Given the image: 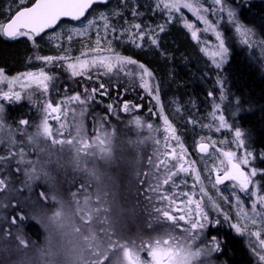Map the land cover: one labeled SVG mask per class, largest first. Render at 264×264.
<instances>
[{
	"label": "rangeland",
	"instance_id": "1",
	"mask_svg": "<svg viewBox=\"0 0 264 264\" xmlns=\"http://www.w3.org/2000/svg\"><path fill=\"white\" fill-rule=\"evenodd\" d=\"M121 1L123 7L125 0ZM140 1L145 2L147 6L144 5L140 9ZM126 2L128 3L123 7L124 10H119L123 12V16L118 21H112L118 26H123L126 19L129 24L140 23L142 28L147 26L146 31L159 35L166 31L159 32L160 22H175V19L166 22V13L161 15L159 11H154L156 0ZM251 2L264 7V0ZM229 3L233 4V0H229ZM151 4L154 6L149 8ZM131 9H136L140 15L134 18ZM124 11H128L129 15ZM148 14L155 20H150ZM181 14L196 28L203 27L187 9H183L177 16ZM209 19L214 17L210 16ZM178 23L192 39L191 32L184 27V21ZM225 24L226 21H221L220 30L225 34L226 46L229 48L228 61L233 47L243 49L249 60L264 73V60L261 59L259 45L255 48L243 45L234 28L228 26L226 29ZM245 25L248 26L246 23ZM78 26L79 23L59 27L56 32L61 28L63 32L52 42L47 38L39 45L32 42L33 53L29 58L31 68L27 71L10 76L0 70L6 78L0 83V104L4 106V111L0 113V178L6 181L0 185V264H45L48 215L65 207L68 210L67 218L75 225L77 233L87 241L88 250L80 264H150L147 258L150 256L153 260V253L159 250L171 254L168 264H185L186 253H190L186 264H227L224 259H219L220 254L209 257L204 251L205 242L211 241L212 238L221 242V252L223 251L224 241L216 235V232L222 230H230L234 235L241 237L254 259L247 236L236 234L228 223H224L223 216H220V224H211L204 235L198 237L194 233L199 231L200 221L207 222L204 216H200V221L192 218L188 203L183 205L186 197L176 199V204L185 209L182 213L175 211L176 205L171 199H165L180 191L190 194L195 192L193 199L207 204L206 211L210 213V219H215L216 213L211 211V205L208 204V198L211 197L213 202L220 205L223 213L230 214V222H235L238 209L231 195L233 182L228 181L225 186H217L215 189L210 182L214 181L213 175L217 172L212 169L220 166L223 151H236L239 157L249 150L242 131L241 139L245 147H236L235 130L239 129V123H236L235 118L240 112L236 110L235 103L227 98L222 102L220 99L211 102L216 119H213L212 113L205 126L197 114L196 117L193 114L189 116V123H200L207 134L205 140L196 141V155H192L185 142L177 135L175 125L167 115L161 98L160 105L153 107L155 101L140 89L138 76L133 78L125 73L117 76L115 71L105 75L103 70H91L85 75L73 77L65 67L56 66L57 63L64 62L55 61L52 66H47L35 59L38 55L42 56L39 46L55 54L47 56L63 55L65 50L70 49L69 55L73 57L75 48L71 43H74V40L83 41L77 56L82 52H89L94 46V30L87 37L73 36L71 40L67 39L68 30ZM250 28L255 32L254 39L258 42L264 40V23H261V28ZM198 36L199 40H192L199 47V54L209 64V69H215L211 57L201 51L202 48L210 49L214 46L217 43L215 37L210 32H200ZM204 41H207V44L203 43ZM147 42V38L142 42L143 48ZM127 44L114 41V52L122 55L119 49ZM41 67L54 76L47 94H43L35 85L25 89L16 83L13 85V91L21 92V100H3L2 93L8 91L7 80L22 77L27 72L38 71ZM128 70L133 73L140 71L136 65L127 66L125 71ZM100 83L105 84L109 90L107 96L92 93L93 88L99 89ZM149 83L154 87L158 86L154 74ZM218 86L221 87L220 84ZM86 93L94 96L87 107L68 99L77 94L83 99ZM118 97L120 99H117ZM210 97L213 99L212 95ZM61 101H65L60 112L61 118L58 121L50 120L46 134L42 128L45 119L42 106L46 102H52L53 106H56ZM124 102H131V111H121ZM108 103L118 105L116 112L107 113L105 106ZM216 104L221 105L219 110L215 108ZM226 113L228 115L225 119L230 127L216 132L218 116ZM165 117L171 125L168 132L164 131L168 127L163 123ZM21 120H28L29 124L21 125ZM137 120L140 121L139 124L136 123ZM171 129H175L179 144L176 139L166 140ZM201 143L209 146V151L205 154L198 151ZM180 145L184 148V159L174 161L173 149L180 153ZM251 161L245 166L246 171L255 166L260 173H264L257 167L254 155ZM179 163L188 167L189 172L180 173L174 178ZM197 174L200 181L195 179ZM255 179L261 181V188L264 189V175ZM175 180L177 183L186 181L187 187L182 185L173 189L171 185L169 188L164 186L169 181L174 185ZM60 185L61 188H58ZM200 186L205 187L206 194L199 192ZM161 192L164 195H161ZM240 195L244 209L250 212L247 206L251 200L243 193ZM19 211L25 213L39 228L29 230L33 235L36 232L41 234L38 244L32 243L21 233L23 219L12 222L11 218L18 215ZM191 212L195 214L196 209L192 208ZM165 213L170 215L166 217ZM181 216L187 217L183 223ZM252 239L254 241V238ZM32 253H37L38 256ZM254 263L256 264L255 259Z\"/></svg>",
	"mask_w": 264,
	"mask_h": 264
},
{
	"label": "snow or ice",
	"instance_id": "2",
	"mask_svg": "<svg viewBox=\"0 0 264 264\" xmlns=\"http://www.w3.org/2000/svg\"><path fill=\"white\" fill-rule=\"evenodd\" d=\"M110 0H35L30 7L26 6L28 0H12V4L15 5L13 9L10 5L8 12L5 13L7 20L0 19V36L8 39L27 38L29 41L35 42L37 38H44L42 34H46V30L57 28L58 24L63 18H67L68 21L79 22L78 27H71L68 30L67 39L71 40L73 36L76 37H87L90 33H95V41L93 47L89 52H82L80 56L72 57L69 55L70 49L64 51L63 55L58 56H36L35 59L42 61L47 66H52L53 62L61 61L62 64L57 63L58 67H65L67 71L71 73V76L76 77L85 75L91 70H103L105 75L115 74L119 76L120 73H125L129 77L139 78V87L143 92L151 97L155 101L156 105H160V96L158 86H153L149 83V79L153 77V73L149 71L144 64H138L134 59L124 57L114 52L113 42L119 41L122 43L131 44L133 47L143 48V41L148 39L150 46L158 47V37L150 31H146V27L142 28L140 23L129 24L125 19L123 26H118L117 23H113V20H119L123 16V12L114 9L99 10L95 11V14L86 17V13L90 9H93L94 5L104 4L107 5ZM126 2V0H125ZM233 4L235 6H233ZM233 4L229 3V0H156L154 11H159V14L165 15V20L172 21L175 19L176 22L184 21V27L190 32L193 40H199L198 33H211L217 43L209 48H202L201 51L211 57V63L218 70L217 84L222 85L223 81L220 79L219 70H221L228 62L229 48L226 46L225 34L220 30L221 21H226L225 28L228 26L234 28L235 34L240 38V42L249 47L255 48L259 45L261 59L264 60V40L257 41L254 39L255 32L252 28L245 25L240 20V15L246 14L252 11L257 5L253 4L251 0H233ZM22 9V10H21ZM183 9H187L193 14L196 22L203 24L202 28H196L193 23H189L185 17L181 14ZM131 14L135 18L140 15L136 9H131ZM214 19H209V17ZM159 32H163L167 28V23L158 26ZM63 29L55 32L54 34H46L49 42L57 39L61 36ZM203 43L207 44V41ZM58 48L59 45H56ZM129 65H136L140 70L133 73L131 70L125 71ZM6 78L3 73L0 72V83H3ZM54 80V76L50 75L41 67L38 71L27 72L22 77H13L7 80L8 91L2 93L3 100L8 101H20L21 92L13 91V85L19 83L21 88H28L31 85H35L37 89L42 90L43 94H47L49 91L50 82ZM23 81H27L24 83ZM103 90V91H100ZM108 89L105 84L100 83L99 89H92V93H99L101 96H107ZM211 95V93H209ZM142 98V97H141ZM226 96L222 92L220 99H225ZM70 101L85 105L89 104L90 100L94 99L93 95L85 94L84 98H81L80 94L68 98ZM117 99H120L118 97ZM65 101H61L56 106H53L52 102H46L42 108L45 113V119L42 122L43 131L47 134L49 131L50 120L58 121L62 105ZM107 113L111 114L116 112L118 105L108 103L106 106ZM133 105L131 102H124L121 111L127 113L131 111ZM220 104H216L215 108L219 110ZM4 111L3 104H0V113ZM160 114H163V108H160ZM49 117L51 119H49ZM213 119H216L215 113H213ZM218 125L215 128L216 132H220L222 129H228L230 125L225 119V115L221 114L218 116ZM21 125H28V120H21ZM140 123L139 120L136 121ZM165 125H168L164 129L168 132L171 125L168 123V119L165 117L163 120ZM195 124V121H193ZM206 127H211L206 125ZM242 132L239 129L235 130V138L237 141L236 147H245L244 141L241 139ZM176 139L179 144V138L175 134V129H171L170 135L166 136V140ZM221 143H228V141H220ZM180 153H176L173 149V160L178 159L183 161L184 159V148L180 145ZM209 150L208 144L201 143L199 145V151L207 153ZM254 153L251 150L246 151L243 155L237 156L236 151H223V159L219 161V165L212 169L218 174L214 177V181L211 182V186L215 189L218 185L224 184L225 181H231L232 184V197L236 201L238 212L236 213L235 222H230V214L222 212L220 205L213 202L212 198H208V204L211 205V211L216 213L215 219H210V213L206 211L207 204L203 203L199 199H193L195 192L191 194L187 191H180L174 193L172 197H166L165 199H171L176 207L175 211L182 213L185 211L184 207L176 204L177 197L187 199L183 201L188 203V211L192 215L193 219L200 221V216L203 215L206 223L200 221V229L196 236H203L205 231L210 227L211 224H220V216H223L224 223H228L229 227L235 230V233L244 237L247 236L248 242L251 246V253L253 254L256 264H264V189L261 188V181L255 179L260 173L259 170L253 166L250 171L245 170V166H248L252 161ZM177 167V165H176ZM178 172L174 173V178L180 173L187 174L189 168L185 167L183 163H179ZM197 181H200V176H195ZM6 181L0 178V185L5 184ZM202 184V182H201ZM172 186V188H180L182 185L187 187V183L181 180L179 183L176 182L172 185V182H166L164 186ZM251 186V187H250ZM166 188V189H168ZM199 192L204 195L205 187L200 186ZM240 193L247 196L251 203L247 207L250 208V212L244 209L242 198ZM161 195H164L161 192ZM227 200L228 197H223ZM195 208L196 212L193 214L191 209ZM169 213H165V216H169ZM22 219V216L16 215L11 218L12 222ZM187 217L181 216V222L183 223ZM259 225V227H257ZM252 229H256L253 231ZM254 238V241L253 239ZM247 246V245H246ZM204 251L210 257L214 254H221V242L212 238L211 241L205 242ZM170 253L163 250H159L153 253V259L158 261V264H168ZM190 253H186L184 256L185 264L187 262Z\"/></svg>",
	"mask_w": 264,
	"mask_h": 264
},
{
	"label": "trees",
	"instance_id": "3",
	"mask_svg": "<svg viewBox=\"0 0 264 264\" xmlns=\"http://www.w3.org/2000/svg\"><path fill=\"white\" fill-rule=\"evenodd\" d=\"M120 1L110 0L107 5L96 6L87 17L99 10H124L123 7L128 2H125L122 7V1ZM34 2L35 0H28L26 6ZM10 5L13 9L15 8L12 0H0V19L7 20L5 13L8 12ZM144 5L147 6L145 2L140 1V9ZM152 6L154 5L151 4L149 8ZM124 12L129 15L128 11ZM147 16L150 20H155L151 15ZM240 16L245 23L261 28V23H264V7L257 5L251 12ZM71 24L75 25V23L66 21L62 22L59 27ZM46 36L39 38L35 43L38 45L44 43ZM157 37L158 47L150 46L147 42L143 49H135L127 44L119 51L122 56L144 64L156 76L165 111L172 119L177 135L185 142L188 151L196 155L194 151L196 141L207 137L200 123L196 125L189 123V116L193 114L196 117L195 114H197L205 126V122L209 121L212 113L211 102L220 99L223 92L227 99L232 101L235 99L239 102L238 108L242 111L237 118L240 129L245 135L248 149L254 153L257 167L264 171V73L249 60L242 49L233 48L226 66L221 71L219 70L220 79L223 81L221 87H224L222 89L217 84L218 70L209 69V64L199 54V47L178 22L167 23L166 31ZM80 45H83L81 40H74V43H71V46L75 48L73 57L78 55ZM39 47L42 56L55 55L43 46ZM32 53V44L27 38L8 41L0 36V70L6 74L12 76L30 69L29 58ZM220 100L222 102L223 99ZM18 215H23L21 233L32 243L38 244L41 234L36 232L33 235L29 231L39 229L36 223L23 212L19 211ZM223 239L224 249L221 258L225 257L229 264H255L250 253L242 245L241 239L230 231L225 233Z\"/></svg>",
	"mask_w": 264,
	"mask_h": 264
},
{
	"label": "clouds",
	"instance_id": "4",
	"mask_svg": "<svg viewBox=\"0 0 264 264\" xmlns=\"http://www.w3.org/2000/svg\"><path fill=\"white\" fill-rule=\"evenodd\" d=\"M67 217L66 207L48 215L45 264H80L88 250L87 241ZM32 255L38 256L37 253Z\"/></svg>",
	"mask_w": 264,
	"mask_h": 264
},
{
	"label": "water",
	"instance_id": "5",
	"mask_svg": "<svg viewBox=\"0 0 264 264\" xmlns=\"http://www.w3.org/2000/svg\"><path fill=\"white\" fill-rule=\"evenodd\" d=\"M98 5H104V4H97V5H94V6H98ZM94 6H93V7H94ZM29 7H30V6H29ZM21 10H22V9H21ZM90 11H91V9L89 10V12H90ZM89 12H88V13H89ZM88 13H86V16H87ZM65 20L68 21L67 18H63V19H62V21H65ZM62 21H61V22H62ZM61 22H60V23H61ZM72 22H75V21H72ZM60 23H59V24H60ZM59 24H58V25H59ZM55 29H56V28H55ZM55 29H48V30H46V33L51 32V31H53V30H55ZM42 35H44V34H42ZM7 39H8V38H7ZM198 150H199V148H198ZM199 152H200V151H199ZM201 153H202V152H201ZM216 175H218V173H216L215 176H216Z\"/></svg>",
	"mask_w": 264,
	"mask_h": 264
},
{
	"label": "flooded vegetation",
	"instance_id": "6",
	"mask_svg": "<svg viewBox=\"0 0 264 264\" xmlns=\"http://www.w3.org/2000/svg\"><path fill=\"white\" fill-rule=\"evenodd\" d=\"M242 245H243V244H242ZM244 248H245V247H244ZM245 249H246V248H245ZM246 250H247V249H246ZM247 251H248V250H247ZM248 253H249V252H248ZM222 258L227 262V264H229L228 261H227V259H226L225 257H222ZM147 259H148V261H149L150 264H152V263H153V264H158V261H156L155 259L151 260V259H150V256H149Z\"/></svg>",
	"mask_w": 264,
	"mask_h": 264
},
{
	"label": "bare ground",
	"instance_id": "7",
	"mask_svg": "<svg viewBox=\"0 0 264 264\" xmlns=\"http://www.w3.org/2000/svg\"><path fill=\"white\" fill-rule=\"evenodd\" d=\"M202 75V74H201ZM187 76V75H186ZM230 89V88H229ZM206 91V90H205ZM212 91V90H211ZM218 94V93H217ZM205 96V95H204ZM248 100V99H247ZM207 112V111H206ZM253 116V115H252ZM181 121V120H180ZM176 122V121H175ZM178 125V124H177ZM131 132V131H130ZM130 132H128V133H130ZM130 135V134H129ZM194 146V145H193ZM193 148V147H192ZM58 175H59V173H58ZM55 176V175H54ZM67 176V175H66ZM64 177H65V175H64ZM56 178V177H55ZM67 178V177H66ZM65 178V179H66ZM60 180H62V179H60ZM55 186V185H54ZM63 187H64V184H63ZM58 188H61V185H60V187H58ZM62 190V189H61ZM64 190V189H63ZM68 190V189H67ZM59 191V190H58ZM60 192V191H59ZM72 192V191H71ZM62 194V193H61ZM61 197V196H60Z\"/></svg>",
	"mask_w": 264,
	"mask_h": 264
}]
</instances>
